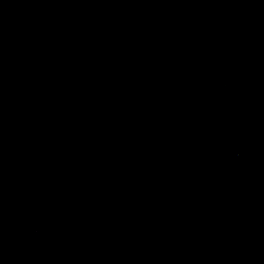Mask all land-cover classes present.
Segmentation results:
<instances>
[{"label":"water","instance_id":"obj_1","mask_svg":"<svg viewBox=\"0 0 264 264\" xmlns=\"http://www.w3.org/2000/svg\"><path fill=\"white\" fill-rule=\"evenodd\" d=\"M0 264H264V0H0Z\"/></svg>","mask_w":264,"mask_h":264}]
</instances>
